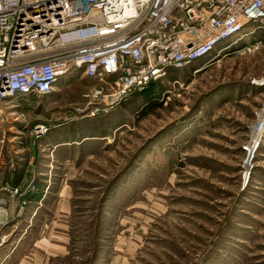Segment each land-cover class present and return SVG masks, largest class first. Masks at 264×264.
I'll list each match as a JSON object with an SVG mask.
<instances>
[{
    "label": "rangeland",
    "instance_id": "1",
    "mask_svg": "<svg viewBox=\"0 0 264 264\" xmlns=\"http://www.w3.org/2000/svg\"><path fill=\"white\" fill-rule=\"evenodd\" d=\"M256 32L109 112L87 115L86 77L0 108V264H264V148L242 167L264 104Z\"/></svg>",
    "mask_w": 264,
    "mask_h": 264
},
{
    "label": "built area",
    "instance_id": "2",
    "mask_svg": "<svg viewBox=\"0 0 264 264\" xmlns=\"http://www.w3.org/2000/svg\"><path fill=\"white\" fill-rule=\"evenodd\" d=\"M253 28L264 29V0H0V108L41 99L70 72L95 81L82 94L87 115L109 112ZM260 144L249 135L242 146L246 178Z\"/></svg>",
    "mask_w": 264,
    "mask_h": 264
},
{
    "label": "bare ground",
    "instance_id": "3",
    "mask_svg": "<svg viewBox=\"0 0 264 264\" xmlns=\"http://www.w3.org/2000/svg\"><path fill=\"white\" fill-rule=\"evenodd\" d=\"M255 31H257L256 29H244L243 30V32H242V35L244 34V36H247V38L248 39H253V40H257L256 39V32ZM240 35V40L242 39H244L245 40V38L246 37H242L241 36V34H239ZM250 35V36H249ZM238 36V35H237ZM220 47V48H219ZM218 48L220 49V50H222V48H224L223 46H219ZM226 47V46H225ZM218 52H219V50H218ZM206 59V58H205ZM76 77H78V75H74L73 73H67V74H65V76H63V77H60V78H58L57 80H56V82H55V87L54 88H52V92L50 93V94H47V95H44L41 99H48V100H52L53 98L51 97L52 95H53V93L56 91V89H57V86L60 84L61 86L62 85H64L65 83H68V82H70V81H72V79H74V78H76ZM95 82V81H94ZM64 83V84H63ZM23 101H25V102H30L29 100H23ZM16 107V106H15ZM263 114H262V116H264V109H263V112H262ZM258 116H261L260 114H258ZM257 123V122H256ZM37 126L36 127H39L41 124H39V123H37L36 124ZM259 123L253 128V131H252V135H251V137L252 138H254V140L256 141V143L258 144V143H260L261 142V144H260V147L258 148V150L260 149V148H264V117L262 118V126L261 125H259ZM258 150H257V152H258ZM257 155V154H256ZM255 155V156H256ZM248 161V160H247ZM246 161V166H247V162ZM250 172V171H249ZM247 173L248 172H245V176L247 175ZM248 179V178H247Z\"/></svg>",
    "mask_w": 264,
    "mask_h": 264
},
{
    "label": "crops",
    "instance_id": "4",
    "mask_svg": "<svg viewBox=\"0 0 264 264\" xmlns=\"http://www.w3.org/2000/svg\"><path fill=\"white\" fill-rule=\"evenodd\" d=\"M256 30H257V29H256ZM255 32H256V31H255ZM255 35H256V39H258V37H259V34L256 32V34H255Z\"/></svg>",
    "mask_w": 264,
    "mask_h": 264
},
{
    "label": "trees",
    "instance_id": "5",
    "mask_svg": "<svg viewBox=\"0 0 264 264\" xmlns=\"http://www.w3.org/2000/svg\"><path fill=\"white\" fill-rule=\"evenodd\" d=\"M27 177H29V176L27 175Z\"/></svg>",
    "mask_w": 264,
    "mask_h": 264
}]
</instances>
